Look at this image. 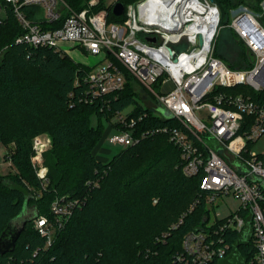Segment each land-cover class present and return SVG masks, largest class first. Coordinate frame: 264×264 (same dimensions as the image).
Returning a JSON list of instances; mask_svg holds the SVG:
<instances>
[{
    "label": "trees",
    "instance_id": "1",
    "mask_svg": "<svg viewBox=\"0 0 264 264\" xmlns=\"http://www.w3.org/2000/svg\"><path fill=\"white\" fill-rule=\"evenodd\" d=\"M65 1L79 12L90 0ZM119 1L126 8L137 0ZM221 1L230 11L242 5L261 11L262 0ZM102 9L108 12V23H124L125 13L115 16L113 5L105 0H99L93 11ZM24 10L29 18L41 12L31 7ZM20 29L9 9L0 25V144L14 145L10 160L17 173L0 174V237L3 233L13 237L25 228L14 250L0 254V264H176L174 256L181 250L183 234L209 220L201 175L183 173L180 150L167 134L147 136L108 161L99 160L95 153L104 137L103 121L115 128L113 120L120 111L135 117L148 114L136 127L139 136L163 125L178 127L179 122L154 115L137 98L140 86L129 74L119 94L94 99L86 81L89 66L51 48L16 43ZM234 33L249 59L243 69L251 68L253 55ZM227 92L247 90L237 86ZM252 94L264 100V89ZM92 114L98 117L99 127L92 126ZM41 132H48L52 139L49 153L57 174L49 173L46 186L32 163L33 139ZM62 197L77 204L50 245L34 225L15 228L30 206L36 208L37 217H52L51 205ZM196 200L199 203L189 212ZM184 214L183 222L173 229ZM204 217H208L205 223ZM164 234L168 236L163 238ZM231 238L230 254L221 264H249L255 252L251 241L239 234Z\"/></svg>",
    "mask_w": 264,
    "mask_h": 264
},
{
    "label": "built area",
    "instance_id": "2",
    "mask_svg": "<svg viewBox=\"0 0 264 264\" xmlns=\"http://www.w3.org/2000/svg\"><path fill=\"white\" fill-rule=\"evenodd\" d=\"M146 2L128 5L124 23L116 24L108 23L106 9L93 11L99 0H90L88 7L79 12L65 0H0V25L11 9L22 30L16 43L51 48L62 54L79 49L98 57L94 66L87 65L90 71L86 81L94 99L119 94L125 88L126 74L131 75L179 126L163 125L139 136L136 127L148 114L135 117L120 111L107 141L127 148L147 136L167 134L180 150L183 173L188 177L201 175L207 208L224 203L230 196L240 202L236 212L224 218L216 212L213 220L209 215L205 225L183 234L181 250L174 256L176 264H221L230 254L232 234L241 235L254 246L249 264H264V150L258 153L251 147L264 135V100L252 94L264 89V25L260 20L264 0L259 3L260 12L247 5L232 10L231 27L255 56L249 69L232 68L216 56L215 39L221 21L217 6H205L209 11L206 16L211 15L215 21L213 25L187 35V27L196 22L151 19L149 12L154 9L146 8ZM25 7L41 12L29 18ZM52 23L60 27H48ZM183 44L185 49L179 48ZM237 86L245 87L247 92H227ZM147 107L154 115L166 118ZM202 109L208 111L206 120L197 114ZM50 143L47 136L35 137L32 143L33 167L43 186L49 178L40 163ZM198 203L196 200L189 212ZM76 204L66 197L58 198L51 205L52 217L35 219V230L48 238V245Z\"/></svg>",
    "mask_w": 264,
    "mask_h": 264
},
{
    "label": "rangeland",
    "instance_id": "3",
    "mask_svg": "<svg viewBox=\"0 0 264 264\" xmlns=\"http://www.w3.org/2000/svg\"><path fill=\"white\" fill-rule=\"evenodd\" d=\"M106 4L108 6L113 5L115 1L117 0H105ZM147 0H137L136 3L140 2H146ZM206 5H214V7L217 6V8L220 11V27H219V33L216 36L215 39V51L218 55H220L223 60L226 63H230L233 67L243 69L246 68L249 64V59H246V55L243 52V49H245L243 46H240L237 42V39L235 37L234 29L231 27L232 24V11H230L229 5L227 6V3L221 1V0H201ZM249 2V0L247 1ZM249 4V3H248ZM250 9H252L250 7ZM231 12V16L229 18V14ZM262 23L264 25V17L262 18ZM242 47V48H241ZM68 49L69 47L66 46ZM179 48L185 49V44H183L181 47L179 45ZM68 56H70L74 61L81 62L90 66H94L98 62V57L86 54L82 52L79 49H71L67 52ZM253 60L255 56H252ZM249 69V68H248ZM169 86V84L167 85ZM153 89L156 92H160V89L157 86H153ZM137 98L146 106H151L154 113L157 115H160L162 117L167 116V112L161 107L157 106L152 95L145 92L142 88H138V94ZM198 116L206 120L208 119V111L207 109H202L197 112ZM91 124L92 126L99 127V119L96 115L92 114L91 117ZM104 126V137L99 143L98 149L100 150L101 154L98 156L102 158L103 161L110 160L115 154L121 152L124 148L119 145H112L107 139V134L110 128V125H108V122L103 121ZM50 137L48 132H41L37 134L35 137ZM34 137V138H35ZM51 139V137H50ZM106 139V140H105ZM52 139L51 143L48 145L46 151L44 152L43 161L40 163V166L47 169V173L53 172L56 176L57 174L52 170V164H51V156H50V149H51ZM253 151L255 152H263L264 150V135L254 143L253 146H251ZM14 145H3L0 144V174L4 176H9L17 173V170L13 167L12 161L10 160V156L14 152ZM240 205V202L233 198L232 196L228 197L224 203H219L217 205H209L207 210L209 211V215L211 220L214 219L215 213L218 212L220 217H225L230 213H234L237 211L238 207ZM37 218V210L34 206H30L27 208V210L24 212L23 216L14 223L15 228L21 227L22 224L28 223L31 227L35 224V219ZM24 226V225H23Z\"/></svg>",
    "mask_w": 264,
    "mask_h": 264
},
{
    "label": "bare ground",
    "instance_id": "4",
    "mask_svg": "<svg viewBox=\"0 0 264 264\" xmlns=\"http://www.w3.org/2000/svg\"><path fill=\"white\" fill-rule=\"evenodd\" d=\"M205 6L206 4L201 0H148L145 4L146 8L154 9L149 12L152 15L151 19H163L165 22L175 19L173 20L175 23L192 20L196 22L187 27V35L195 29H202L205 25H213L215 22L211 15L206 16L209 11ZM241 30L243 29L241 28Z\"/></svg>",
    "mask_w": 264,
    "mask_h": 264
},
{
    "label": "water",
    "instance_id": "5",
    "mask_svg": "<svg viewBox=\"0 0 264 264\" xmlns=\"http://www.w3.org/2000/svg\"><path fill=\"white\" fill-rule=\"evenodd\" d=\"M113 14L116 16H122L125 13V5L123 2L121 1H117L116 3H114L113 5ZM151 41H155V39H151ZM200 42H202V40L200 39ZM164 109V108H163ZM167 112V116L166 117H170L171 113L168 112L166 109H164ZM208 217H204L203 218V223L207 222ZM25 227L21 228V230L17 231V233L15 235H13V237H11L10 239H7L5 235V233L2 234V236L0 237V254H5L7 252L13 251L16 245V242L18 240V238L21 235V232L24 230Z\"/></svg>",
    "mask_w": 264,
    "mask_h": 264
},
{
    "label": "crops",
    "instance_id": "6",
    "mask_svg": "<svg viewBox=\"0 0 264 264\" xmlns=\"http://www.w3.org/2000/svg\"><path fill=\"white\" fill-rule=\"evenodd\" d=\"M80 63H81V62H80ZM82 64H84V63H82ZM85 65H87V64H85ZM113 132H114V130L110 127V128H109V131H108V134H107V137H108L111 133H113ZM106 139H107V138H106ZM106 139H105V140H106ZM106 141H107V140H106ZM95 154H96V156H97V158H98L99 160L103 161L102 158H100V157L98 156L99 154H101V152H100L99 149L96 150V153H95Z\"/></svg>",
    "mask_w": 264,
    "mask_h": 264
},
{
    "label": "flooded vegetation",
    "instance_id": "7",
    "mask_svg": "<svg viewBox=\"0 0 264 264\" xmlns=\"http://www.w3.org/2000/svg\"><path fill=\"white\" fill-rule=\"evenodd\" d=\"M23 214H24V213H23ZM22 216H23V215H22ZM22 216H21V217H22ZM11 237H12V236H11V235H9V236H8V237H6V238H7V239H10Z\"/></svg>",
    "mask_w": 264,
    "mask_h": 264
}]
</instances>
